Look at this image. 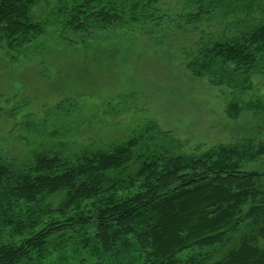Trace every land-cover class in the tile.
I'll use <instances>...</instances> for the list:
<instances>
[{
  "label": "trees",
  "instance_id": "16d2710c",
  "mask_svg": "<svg viewBox=\"0 0 264 264\" xmlns=\"http://www.w3.org/2000/svg\"><path fill=\"white\" fill-rule=\"evenodd\" d=\"M41 1L0 0V40L8 48L45 35L49 24L34 16ZM163 1L56 0L51 21L75 35L160 25ZM187 5L192 26L219 13L247 14L235 21L232 36L201 40L187 69L195 79L230 88L229 121L246 112L264 124V96L242 100L253 76L264 77V0ZM155 129L146 125L109 150L39 152L22 168L0 156V264H45L67 234L78 237L93 264H264V174L241 170L264 156V141L245 133L242 143L189 154L163 142L153 148L145 139L161 138L152 139Z\"/></svg>",
  "mask_w": 264,
  "mask_h": 264
},
{
  "label": "rangeland",
  "instance_id": "374dc122",
  "mask_svg": "<svg viewBox=\"0 0 264 264\" xmlns=\"http://www.w3.org/2000/svg\"><path fill=\"white\" fill-rule=\"evenodd\" d=\"M188 1L164 0L160 25H115L76 35L51 21L56 0L41 1L34 16L49 24L44 36L15 49L0 40V156L22 168L39 152L71 156L85 148L109 150L149 124L156 126L152 139L161 138L153 142L147 135L145 142L189 154L242 143L245 133L264 141V133L255 131L263 132L264 124L253 115L244 112L229 121L228 86L195 79L187 69L201 40L232 36L235 21L247 14L224 19L219 13L192 26L184 17L191 10ZM252 82L245 102L264 96V77L255 75ZM241 170L264 174V156L243 163ZM61 200L54 199L53 206ZM70 237L56 241L47 264L94 263L78 237Z\"/></svg>",
  "mask_w": 264,
  "mask_h": 264
}]
</instances>
